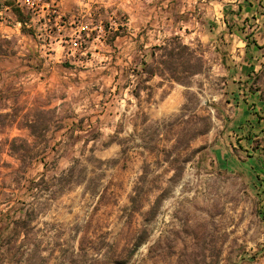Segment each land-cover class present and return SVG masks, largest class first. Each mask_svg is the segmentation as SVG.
<instances>
[{
  "label": "rangeland",
  "instance_id": "1",
  "mask_svg": "<svg viewBox=\"0 0 264 264\" xmlns=\"http://www.w3.org/2000/svg\"><path fill=\"white\" fill-rule=\"evenodd\" d=\"M16 2L31 18L27 33L10 7L0 19V238L10 210L37 209L46 264H264V0ZM172 37L204 72L136 99L133 70ZM39 110L35 139L24 117ZM76 159L81 184L56 193ZM44 176L50 190L30 193Z\"/></svg>",
  "mask_w": 264,
  "mask_h": 264
},
{
  "label": "trees",
  "instance_id": "2",
  "mask_svg": "<svg viewBox=\"0 0 264 264\" xmlns=\"http://www.w3.org/2000/svg\"><path fill=\"white\" fill-rule=\"evenodd\" d=\"M6 5L12 9L17 22L22 25V31L27 33L26 24L31 18L30 12H26L25 9L17 4L16 0L8 1ZM116 37L117 35L115 34L112 39H115ZM205 68L206 63L201 50H194L190 46L185 45L179 37H172L166 40L162 45L153 47L149 54V61L145 59L141 60V69L139 70L137 66L136 69L133 70L140 79L138 83L139 85L133 92V95L136 99L140 100L141 92L145 91L148 93V96L151 97L152 88L147 85L157 77L172 84L175 83L189 87L191 84V79L201 75ZM187 100L188 103L184 105L181 115L178 117L179 119H183L185 112L189 110V98ZM12 117L13 115L5 116L6 119H10ZM31 117H33V119H30ZM24 119L26 120V124L23 125V127L30 131L31 137H34L35 139H41L45 137V133L47 132L45 126L46 122L44 121L45 115L41 110H39L38 114L35 116H31L30 114L26 115ZM149 121L150 120L148 116L145 114L144 122L147 123ZM209 129L210 128H207L200 133L205 134L209 131ZM99 135L100 134H97V138ZM73 137L75 138V136ZM76 139L78 140L80 137L75 138V140ZM249 140L252 141V138L250 137ZM17 142H19V139H14L11 142V155L20 158L24 157L22 152L23 150L16 147ZM87 142L88 141L85 143ZM114 142V138H112L109 143L104 145V147H109L113 145ZM144 149L150 153L153 151L151 148ZM97 161L101 164L105 163L102 160ZM168 162L173 164L174 160L169 158ZM145 169L147 171H144L143 176L139 179L140 183L138 182L136 188L134 189V196L131 198L132 208L138 205L137 203L140 196L139 184H141L143 178L145 179V177L148 175V164H146ZM84 170L85 169L82 168V161L80 159L74 160L73 165L66 172H64L60 177L55 178L56 184L54 189H56V193H61L65 190H68L70 187L72 188L73 186L80 185L82 182L81 179L83 178L85 172ZM257 178L260 179V176ZM46 186L47 185L44 176L39 183L31 182L28 190L30 193H34L35 191L46 192L50 190V188ZM36 211L37 209H34L32 212L26 211L25 218L19 220H15L12 215V210H10L4 216L6 225H4L1 232H8V235L7 238H0V259H2V263L0 262V264H3L8 260L13 261V256H15V258L16 256H20L21 258H26V256L27 258H38L42 264H46L47 259L42 256V250L39 244H36L37 242L31 238L34 236L33 231L35 228L32 227V223L34 215H36ZM142 244L143 243L141 242L138 243L137 248L141 247ZM80 251H85L83 245H81Z\"/></svg>",
  "mask_w": 264,
  "mask_h": 264
},
{
  "label": "crops",
  "instance_id": "3",
  "mask_svg": "<svg viewBox=\"0 0 264 264\" xmlns=\"http://www.w3.org/2000/svg\"><path fill=\"white\" fill-rule=\"evenodd\" d=\"M6 1H9V0H0V3L4 6V3H5ZM91 1H93L94 3H99V2H98L99 0H84V1L81 0V2H83V3L86 2V4H90ZM87 2H88V3H87ZM3 6H2L3 9L0 11V16H1L0 19H3L4 14H5V15H10V18H13L14 16L12 15L11 11L9 10V7H6V6L3 7Z\"/></svg>",
  "mask_w": 264,
  "mask_h": 264
}]
</instances>
